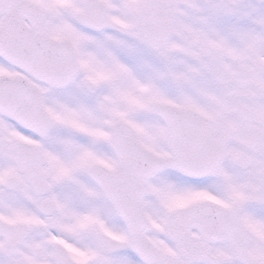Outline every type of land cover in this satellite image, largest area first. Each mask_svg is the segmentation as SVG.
<instances>
[{"label":"snow or ice","instance_id":"1","mask_svg":"<svg viewBox=\"0 0 264 264\" xmlns=\"http://www.w3.org/2000/svg\"><path fill=\"white\" fill-rule=\"evenodd\" d=\"M0 264H264V0H0Z\"/></svg>","mask_w":264,"mask_h":264}]
</instances>
